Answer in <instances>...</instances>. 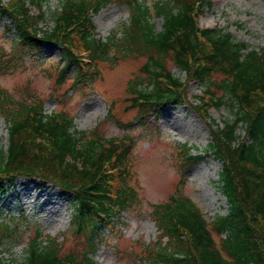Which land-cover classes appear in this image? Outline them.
Returning a JSON list of instances; mask_svg holds the SVG:
<instances>
[{"label":"trees","instance_id":"trees-1","mask_svg":"<svg viewBox=\"0 0 264 264\" xmlns=\"http://www.w3.org/2000/svg\"><path fill=\"white\" fill-rule=\"evenodd\" d=\"M43 2L14 0L11 4L0 0V18L10 19L8 31L13 29L17 56L37 60L44 45L53 44L64 65L58 82H63L70 72L72 85H88L95 79L94 69L81 62L69 43L63 41L64 34L75 33L88 54V63L110 61L113 57L109 45L118 48L119 44L113 37L97 38L92 20L106 5L105 0H63L52 13V25L41 30L37 24L45 15L34 18L27 5L42 10ZM128 5L123 55L133 47L148 55L144 65L146 83L136 82L129 88L131 108L139 117L156 114L164 105L176 104L182 98L188 103L181 92L182 78L167 68L166 57L187 80L201 84L200 100L216 108L226 105L231 112L221 126L214 124V139L205 150L220 163L217 182L226 200V213L216 214L208 221L180 191L168 201L154 204L152 216L161 235L144 251L147 263L264 264V47L235 40L224 29L198 28L196 18L203 7L210 6L209 0H157L152 10L139 0ZM151 14L160 17L159 30L150 22ZM216 74L222 78L215 80ZM4 97L0 88V106ZM199 106L193 109L202 114ZM28 110L32 111L33 130L41 131L55 148L52 160L57 161L58 169L34 157L25 159L26 148L18 133ZM38 110L25 108L24 113L6 118L9 145L0 151V199L15 186L18 175L37 176L53 183L67 195L72 206L70 225L75 234H81L85 246L78 254H62L56 239L43 240L37 235L23 260L12 264H95L92 246L99 232L112 228L121 213L137 200L135 189L128 183V159L134 145L128 135L120 140L87 136L86 132L73 129V117L63 112L40 114ZM238 128L245 132V138ZM184 147L186 160L196 162L203 157L199 151L193 153ZM107 167L110 172L117 171L115 182L111 175L108 178L104 174ZM72 170L81 174L83 181L73 182ZM213 234L218 236V243Z\"/></svg>","mask_w":264,"mask_h":264},{"label":"rangeland","instance_id":"rangeland-1","mask_svg":"<svg viewBox=\"0 0 264 264\" xmlns=\"http://www.w3.org/2000/svg\"><path fill=\"white\" fill-rule=\"evenodd\" d=\"M61 1L44 0L42 10L27 5L29 14L34 18L42 13L45 15L37 24L41 30L52 25V13L58 9ZM139 1L145 2L152 10L157 0ZM1 2L13 4L14 0ZM105 2L106 5L92 20L97 38L113 37L119 44L118 48L109 45V53L113 57L110 61L88 63V54L75 33L64 34L63 41L69 43L86 67L94 69L95 79L86 86L72 85L73 73L70 72L65 74L63 82H58L59 72L64 65L60 64L57 46L44 45L37 60L17 56L13 29L8 31L10 19L0 18V88L6 94L0 106V151L6 150L9 145L8 115L24 113L25 108L31 107L39 109L40 114L63 112L71 116L73 129L86 132L87 136L93 138L120 140L125 135L131 137L130 142L134 146L128 159V183L135 189L137 200L121 213L112 228L99 232L92 246L95 249L92 258L95 264H149L144 251L157 243L161 235L152 216L154 204L164 203L172 194L180 191L192 200L208 221L216 214L226 213V200L217 182L221 166L218 160H214L213 154H206L205 150L214 139V124L221 126L231 112L226 105L218 108L208 105L207 116L201 120L193 111V107L200 103L201 84L187 80V76L174 68L166 57L167 68L182 78L181 92L184 91L189 103L182 98L176 104H169L184 112L186 131H176L163 124L165 112L161 109L156 114L140 118L131 108L129 88L136 82L146 83L144 65L148 55L136 47L124 55L122 51L126 46L122 41L123 27L128 24V4L132 0ZM209 4L202 8L201 15L196 18L198 28L224 29L235 40L255 48L264 47V0H209ZM150 22L157 30L160 29V17L151 14ZM219 78L222 76L214 75L215 80ZM31 112L28 110L24 126L18 133L20 142L26 148L25 159L34 157V160L50 162L58 169L57 161L52 160L54 147L51 141L41 131L33 130ZM190 120L192 126L188 124ZM238 133L245 138V132L240 128ZM184 146L191 148L193 153L199 151L203 157L196 162L186 160ZM67 160L72 163L70 158ZM108 170V167L104 168V174L108 178L111 175L115 182L117 171ZM70 174H73V182L83 181L81 174L73 170ZM18 176L15 186L0 199L3 212L0 219V264L22 261L29 243L37 235L43 240L56 239L61 245L62 254H78L85 244L81 234H75L70 225L72 206L67 195L57 187L58 190L55 189L53 183L37 176L28 178L35 179L33 182ZM24 187L31 190L30 198L24 199L19 193ZM42 188L48 193H44ZM57 197L60 199L57 205L59 212L51 221L46 217L49 214L39 208L42 204L44 208L47 200ZM213 237L218 243V236L213 234Z\"/></svg>","mask_w":264,"mask_h":264},{"label":"bare ground","instance_id":"bare-ground-1","mask_svg":"<svg viewBox=\"0 0 264 264\" xmlns=\"http://www.w3.org/2000/svg\"><path fill=\"white\" fill-rule=\"evenodd\" d=\"M50 45L54 46L53 44H50ZM199 102H200L199 107L203 111L202 114L197 113L195 110H193V111L201 120H204V118L207 116L208 105L210 103L206 100H200V99H199ZM161 111L165 112V118H163L164 119L163 124L168 125L171 129H174L176 131H180V132L186 131V125H183V123L185 122V120H184L185 115H183L184 112L181 110V108L176 109V107L175 108L171 107V105H164L163 107H161ZM188 124H190L192 126L193 125L192 120H190ZM191 130L193 131V128H191ZM214 160H215V158H214ZM183 173H186V171H183ZM23 177L25 178L26 176H23ZM28 178L29 177H26L25 180H31L32 182L35 180V179H28ZM56 187L61 191V189L58 186L54 185L55 189H57ZM42 189H44V188H42ZM46 191L47 190L44 189V193H48ZM19 193L21 194V196L24 199L30 198V196H31V190L29 189V187H24V189ZM44 193H42V194H44ZM59 203H60V199L58 197L54 198L51 201L47 200V203L45 202V204H44V208H43V204H42L40 206L39 210L40 211L41 210L46 211L47 214H49L46 217L48 218V220L52 221L54 219V217L58 215L59 209L57 208V205H59Z\"/></svg>","mask_w":264,"mask_h":264}]
</instances>
